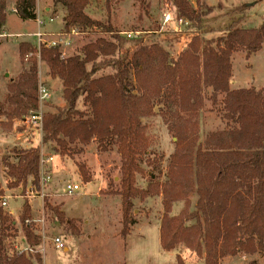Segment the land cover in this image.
<instances>
[{"label":"trees","instance_id":"16d2710c","mask_svg":"<svg viewBox=\"0 0 264 264\" xmlns=\"http://www.w3.org/2000/svg\"><path fill=\"white\" fill-rule=\"evenodd\" d=\"M176 15L187 20L191 29H200L203 14L190 0H163ZM63 11V34L72 30L94 31L101 37L86 44L81 54L63 58L59 47L40 48L28 43L18 45L20 58L28 57L29 69L17 81L10 80L0 115L20 118L38 108L37 67L45 64L48 76L61 83L62 107L42 118L41 145L55 144L65 155L72 144L88 145L92 140L100 152L116 148L120 157L119 181L112 194L120 198L123 219L121 236L125 239L135 222L130 214L136 199L161 197L163 214L159 223L162 250L183 247L204 264H219L226 256L238 253L264 256V88L230 89L231 58L236 52L246 57L264 46V24L245 29L242 20L230 23L222 36L201 46L194 33L176 59L159 44H140L123 50L125 39L110 21L105 24L86 14L90 0H52ZM14 14L23 22L37 17L36 0H15ZM6 24V3L0 0V35ZM179 36V35H178ZM105 37H108L106 39ZM108 72L107 74H103ZM132 76V81H130ZM210 88L213 103L223 95L221 111L227 129L208 134L204 147L196 144L192 116L202 105L201 92ZM162 98L174 109L172 131L175 151L170 158L167 182L150 180L145 189L136 186V177L144 176L141 157L149 149V138L142 119L154 116L153 101ZM88 112L78 110V103ZM7 105V111L3 106ZM192 129V132L190 131ZM39 148L22 151L16 163H4L7 189L24 190L28 179L38 186ZM83 183L90 179L84 165H77ZM2 194V192H0ZM191 195H195L190 211ZM175 203L183 208L172 215ZM43 210L54 222L78 234L76 219L66 218L59 206L43 198ZM24 242L28 247L40 244L35 234L31 209L25 201L19 217ZM0 264H41L40 255L30 257L24 250L7 254L4 241L18 238L14 220L0 210ZM176 264H185L178 253ZM250 264H256L251 261Z\"/></svg>","mask_w":264,"mask_h":264},{"label":"rangeland","instance_id":"374dc122","mask_svg":"<svg viewBox=\"0 0 264 264\" xmlns=\"http://www.w3.org/2000/svg\"><path fill=\"white\" fill-rule=\"evenodd\" d=\"M4 1L8 18L6 30L0 35V105H4L9 84L17 81L30 66L28 59L20 58L18 45L28 43L38 47L34 36L38 30L37 24H22L20 20L9 14L10 9L14 8L15 0ZM44 2L45 5L53 4L52 0H37L38 16L45 21L52 17L54 20L41 29L45 34L43 38L47 44L54 42L60 48L63 58L81 54L84 45L101 37L94 31L81 32L80 30H75L76 33L73 35L71 33L64 35L60 19L63 15L62 9L60 7L54 9L51 5L52 17L45 15L41 12ZM190 4L202 14L204 7L211 8L212 12L204 13L198 31L192 29L185 34L161 31V16L165 9L171 8L163 0H90L86 14L104 24L110 21L120 36L125 39V43L122 44L123 50L135 47L133 41L140 39L142 41L140 44L155 43L162 46L169 54V60L176 59L185 50L195 32L200 34L201 46H203L206 41L222 36L225 28L232 22L242 20L241 24L245 29L264 24V0H190ZM5 31L9 34L5 35ZM128 33L135 38L127 39ZM14 34L23 37H13ZM105 38L108 39V37ZM231 65L230 83L232 81L233 84H238L245 89L264 88V46L258 53L248 58L244 52L234 53ZM37 80V88L39 84H42L49 92L48 101L39 105L38 108L40 107L43 115L48 112L54 113L63 105L61 83L49 78L47 67L40 61L37 67ZM212 96L213 92L210 88L203 89L202 105L192 116L197 136L196 144L202 147L208 134L225 130L230 124L221 111L223 95H217L215 104ZM152 103L154 116L141 121L146 127V135L150 143L147 154L142 156L140 161L145 175L136 177V186L139 189L147 187L150 176L154 178L153 181L160 184L167 182L170 158L176 147V137L172 131L175 123L172 117L174 109L161 97L155 98ZM3 107L5 110L8 108L7 105ZM78 110L89 111L81 101L78 103ZM31 111L20 118L13 119L0 115V192H2L0 210L15 221L18 231V238L15 241H4V250L7 254H12V250H24L32 257L34 263V257L38 254L42 260L41 264H111L116 259H120L117 264H123L121 261L125 240L121 236L123 219L120 198L112 194V191L118 188L120 176V157L116 148L108 152H100L97 143L92 140L86 146L69 145V152L63 155L53 143L41 145V134L33 125L26 122ZM190 131L192 132V129ZM33 148H39L44 155L53 157L50 164L52 181L45 188L47 191L44 194L52 206L60 207L66 218L78 221L76 224L78 234L73 235L64 225L54 222L45 215L43 200L24 197L26 189L31 184L30 178L24 190L21 187L14 190L7 189L9 179L5 174L4 163H16L20 152ZM79 164L84 165V171L90 179L88 186L83 183L77 169ZM67 183L78 184L80 187L78 193L72 197L65 196L63 188ZM190 199L192 203L190 211H192L196 201L195 195H191ZM3 201L7 202L6 207L1 206ZM25 201L33 208V211L30 209L35 223V234L40 237V244L31 248L24 242L19 223L21 207ZM182 208V203L173 204L172 215H177ZM162 214L160 196L134 200L130 217L135 223L128 227L132 231L126 240V254L132 264H176V258L163 253L160 247L159 223ZM54 238L61 239L67 251L57 249L53 243ZM174 251L182 258H186L185 264H199L202 260L182 246ZM190 253L194 254V257L190 256Z\"/></svg>","mask_w":264,"mask_h":264},{"label":"built area","instance_id":"2783aa9c","mask_svg":"<svg viewBox=\"0 0 264 264\" xmlns=\"http://www.w3.org/2000/svg\"><path fill=\"white\" fill-rule=\"evenodd\" d=\"M34 22L37 24V27H38V31L34 34L35 38L37 39V43H38L37 48L39 49L40 46H45L47 48L56 47L57 45L54 42L47 44L43 38L44 33L41 32V29L44 28V26L47 23H52L53 19L50 18L48 19V21H45L42 18L37 16ZM160 23H161V31L173 32L174 34H185V33L192 31L190 27V23L187 20L178 17L173 8H167L164 10L161 16ZM75 33L76 31L72 30L71 35ZM13 37H23V36L18 34ZM126 38L134 39L135 36L128 33L126 34ZM28 57L29 56H27L26 59H28ZM37 93H38V106L43 105L44 102L48 101L49 92L45 86H43L42 84H39ZM42 118H43V114L39 107L37 108L36 111L28 115V117L26 118V122L33 125L36 128V130L41 134ZM52 161H53V157L44 155L40 151V160H39V169H38V186L32 184L31 182L30 186L26 189L25 194H24V197L26 199L40 198L41 200H43V198L46 197L44 193L47 191V189L45 188L52 181V176L50 173V164L52 163ZM79 190H80V187L78 184L67 183L65 184L63 188V194L65 196L72 197L75 194H77ZM1 206L6 207L7 202L3 201L1 203ZM53 243L57 249H64V244L61 239L54 238Z\"/></svg>","mask_w":264,"mask_h":264},{"label":"crops","instance_id":"0c3cea01","mask_svg":"<svg viewBox=\"0 0 264 264\" xmlns=\"http://www.w3.org/2000/svg\"><path fill=\"white\" fill-rule=\"evenodd\" d=\"M10 1H13V0H10ZM51 5H52V7L54 8V9H56V7L53 5V4H51V3H48V5H45V2H44V6H43V9L41 10V12L42 13H44L45 15H48V16H51V10H52V8H51ZM57 8H59V7H57ZM36 11H37V16H38V11H39V7H38V5H37V0H36ZM9 14H11V15H13L14 17H15V19H18V21L20 20L15 14H14V11H13V8L12 9H10V13ZM38 17H40V16H38ZM52 17V16H51ZM62 17H63V15L62 16H60V19H61V25H62V29H63V21H62ZM7 18H8V15L6 16V22H7ZM41 18V17H40ZM52 19L54 20V18L52 17ZM21 21V20H20ZM22 22V24H24V25H27V24H29V23H35L34 21H25V22H23V21H21ZM4 30H6V24H5V29ZM38 31V30H37ZM42 32V31H41ZM42 33H44V32H42ZM8 35L9 33H7L6 31H5V35ZM14 35H17V34H14ZM45 35V34H44ZM230 88L231 89H233V90H237V89H245L244 87H240V85H238V84H233L232 83V81H231V83H230ZM40 137V136H39ZM40 139V138H39ZM89 184V183H88ZM88 184H86L85 186H88ZM38 199V198H37ZM36 199V200H37ZM30 205V208L32 209V211H33V208H32V206H31V204H29ZM40 206H41V204H40ZM63 207H64V205H63ZM63 207H62V210H63ZM138 226V225H137ZM134 228V227H133ZM132 230H130V232H131ZM129 237H130V233H129V235H128ZM128 236L124 239L125 240V249H124V251H123V260L121 261V263H123V264H132L131 263V261H130V259H129V257H128V254H126V240H127V238H128ZM159 243H160V240H159ZM160 247H161V245H160ZM162 249V248H161ZM64 251H67V249L65 248L64 249ZM162 252L163 253H165V254H168V255H170L171 257H174V258H176V256H177V252H175L174 250L173 251H167V252H164L163 250H162ZM124 254L126 255V256H124ZM190 256H193L194 257V254H189ZM186 258L184 257L183 258V260H185ZM118 261H120V259H116V260H114L113 261V263H111V264H117V262ZM251 261H255L256 262V264H264V256H262V255H260V254H254V255H245V254H243V253H238L237 255H235V256H226V257H224V258H222L220 261H219V264H250V262ZM43 262H44V260H43ZM43 264H45V263H43ZM199 264H204V261L203 260H201L200 261V263Z\"/></svg>","mask_w":264,"mask_h":264}]
</instances>
